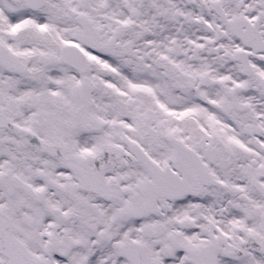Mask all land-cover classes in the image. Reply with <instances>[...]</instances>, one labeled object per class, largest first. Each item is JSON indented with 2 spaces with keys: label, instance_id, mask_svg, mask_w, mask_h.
Wrapping results in <instances>:
<instances>
[{
  "label": "snow or ice",
  "instance_id": "obj_1",
  "mask_svg": "<svg viewBox=\"0 0 264 264\" xmlns=\"http://www.w3.org/2000/svg\"><path fill=\"white\" fill-rule=\"evenodd\" d=\"M0 264H264V0H0Z\"/></svg>",
  "mask_w": 264,
  "mask_h": 264
}]
</instances>
